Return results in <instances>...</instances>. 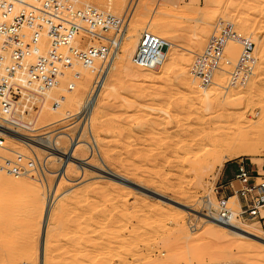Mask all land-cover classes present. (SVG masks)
Masks as SVG:
<instances>
[{
    "label": "rangeland",
    "instance_id": "rangeland-1",
    "mask_svg": "<svg viewBox=\"0 0 264 264\" xmlns=\"http://www.w3.org/2000/svg\"><path fill=\"white\" fill-rule=\"evenodd\" d=\"M73 2L79 7L86 5ZM144 2L146 13L139 20L135 16L137 3L139 6ZM98 9L120 16L129 10L125 36L133 37L120 47L112 76L96 104L92 132L82 136L90 146L71 153L75 156V164L67 166L65 175L60 176L65 159L50 156L54 145H44L42 137L46 133L59 136L65 131L68 137L62 139V145L67 149L70 147L80 119L75 116L63 118L64 113L67 110L79 112L88 89L82 94L80 103L72 100L74 104H69L68 95L65 101L70 106L65 101L60 102L63 113L55 115L60 116V120L50 116L42 118L45 123L39 121L40 118L37 120L40 102L23 113L33 126L28 124L11 132L27 134L24 142L31 147L5 138L4 147H0L3 155L0 173L15 180L25 179L30 184L22 191L11 192L9 186L0 181V221L5 217L1 223H7L5 228L0 223V264H22L25 252L33 258L40 250L42 223L39 222L42 219L39 218L42 217L39 212L46 199L51 201L53 208L46 236L45 256L49 264H264V242L250 236L252 234L247 236L248 239H242L215 231L202 218L203 213L209 212L208 201L214 202L210 211L216 207L215 188L222 181L223 167L228 164L233 167L234 161L242 157L255 166L260 165L264 161V149L260 148L262 154L241 155L216 164L213 169L204 168L200 165L205 163L203 157L210 145L206 141L202 142L204 144L189 142L184 137L196 135L197 141L200 139L201 142L206 132L223 130L231 135L238 131L247 135L256 131L264 135V62L260 61L264 42L262 48L256 45L259 35L264 39V0H136L133 3L125 0L118 11L107 5L98 6ZM246 17L249 20L244 25L241 21ZM221 21L233 23L235 30L256 42L254 75L244 86L248 87L247 93L223 106L191 98V84L200 91L202 85L193 77L189 86L181 80L186 72L191 76L190 66L195 54L202 51ZM143 32L168 41L165 60L156 69L144 68L133 61L131 53ZM104 34L113 35L111 32ZM76 42L81 48L98 43L91 41L90 35L83 31L76 36ZM233 42L229 41L227 46ZM235 44L237 54L233 58L227 55L233 61L239 52L238 43ZM126 49L129 55L123 60L124 64L121 63L122 73H116ZM261 54L264 55V49ZM177 55H183L179 56L182 60ZM97 62L94 76L101 68L100 61ZM76 68L82 67L76 65ZM67 74L62 77L61 85L46 96L49 105L58 101L62 94L70 93L67 88L70 75ZM226 78L227 75H223L214 82L221 84ZM78 80L75 82L79 83ZM241 87L221 88V92L225 94L232 89L231 93H235ZM5 146L27 151L28 155L34 151L41 161L46 160L47 169L42 179L35 174L32 178L24 174L10 175L3 168L5 161L22 155L5 151ZM235 173L234 166L228 177ZM56 185L58 191L52 195ZM235 200L231 198L230 205L237 214L239 206ZM239 220L241 225L264 237L260 223ZM31 261L36 263L37 259Z\"/></svg>",
    "mask_w": 264,
    "mask_h": 264
},
{
    "label": "built area",
    "instance_id": "built-area-1",
    "mask_svg": "<svg viewBox=\"0 0 264 264\" xmlns=\"http://www.w3.org/2000/svg\"><path fill=\"white\" fill-rule=\"evenodd\" d=\"M136 0H130L133 3ZM129 10L124 14L104 13L92 5L78 6L71 0H0V127L2 130L19 129L14 111L24 96H39L60 85L67 72L69 83L80 76L76 65L88 67L100 61L102 67L117 53L119 35L128 26ZM84 31L90 40L98 41L86 48L76 44V36ZM111 32L106 37L104 33ZM48 39V49L43 51L40 40ZM229 41L238 43L239 52L235 61L229 58L226 46ZM168 41L148 32H143L133 53V61L144 68L156 69L165 60ZM255 43L248 35H240L233 23L221 21L210 35L205 47L196 53L190 73L199 84L211 86L214 81L227 75L235 85L243 86L254 75L256 59ZM3 115H5L3 117ZM5 136L0 132V147ZM6 160L3 168L13 176L24 171L37 178L46 172V160L41 161L33 151L26 156H14ZM230 190L231 194H226ZM216 207L212 209L221 221L231 220L234 209L230 199L237 197L239 219L260 223L264 230V175L256 170L254 163L240 158L236 173L229 181L217 184ZM33 264V263H24Z\"/></svg>",
    "mask_w": 264,
    "mask_h": 264
},
{
    "label": "bare ground",
    "instance_id": "bare-ground-1",
    "mask_svg": "<svg viewBox=\"0 0 264 264\" xmlns=\"http://www.w3.org/2000/svg\"><path fill=\"white\" fill-rule=\"evenodd\" d=\"M75 1H80V2H82L84 4H86V5H92L93 7H97V8H98V6L107 5L109 8L115 9L117 11L119 9H122L123 8V5L125 3V0H75ZM145 3L146 2L141 3L142 5H139V6H138V3H137V11L135 13V16H137V18L139 20H141L142 17H143V15H145V13H146L145 12V8H146L145 6L147 4L145 5ZM108 12H110V11H108ZM110 14L115 15L112 12ZM248 20L249 19L246 17V18H243L241 22L244 25H246L248 23ZM127 29H128V26L119 35V41H120V43H119V47H118L117 53L115 54L114 58L111 61H109V63L106 65V67L104 69V72L101 75V77L98 78V74H96L94 76L95 66H96V64L98 62L97 63L95 62L93 65L88 66V67H82L81 66L82 68H76V70H77L76 73H79L80 74V76L78 77L79 83L78 82H75V83L73 82V83H70V84L68 83L67 88L71 90V91H69L70 93L69 94L66 93V95L62 94L59 97V100L56 101L52 106L49 105L48 103H46V100L45 99H46V96H50L51 95L50 93L52 91L50 92V90H52L53 88L45 91L44 93H42L39 96H33V97L32 96H30V97L29 96H24L23 98H21V100L18 101V103H17V105L15 107V110L14 111L18 114V118L15 119V121L17 122V124L18 125H24V126L25 125H28V124H31L32 125L33 123H29L30 121L26 119V116L23 113H25V111L28 110V109L29 110L32 109L33 108V104H36V102H40L41 103L40 104L41 112H40V115L38 114L39 116L38 115L36 116V119L38 120L40 118L39 121H43V123H45L46 121L44 119L47 118V117H49V116H50V118L52 117V119H55V118H53V117H56L55 115H58V114H60V116L62 115L61 113H63V111H61V110L63 109V107L60 104V102L65 101V99L67 98L66 97L67 95H68V97L70 99L69 104H70V102H72L74 104L73 101H75L76 103L77 102L80 103L81 102V96H82V94L85 91H87V89H88L89 92H88V94H87L84 102H82V104H80L81 107H80L79 112L71 113L70 111L67 110L64 113L65 114L64 115L65 117H63V118H70V117H74L75 116V117H78L80 119V126L78 127V130H77L78 132L76 133L77 135H75V138L74 139L72 138V140H71L72 142L70 141V143H71V145L69 144L70 147H68V149H67V147H65V146L62 145V143H63L62 142V139L64 137H68V133L65 132V131H63V132L61 131L60 134H59V136L57 135V136H53V137H52V134L50 133L51 132L50 131L49 132L50 133L49 135H48V133H46L47 135H45V136L42 137V142L45 143L44 145H47V146H50L51 144L54 145L53 147H51V149L52 150L54 149V150H53V152L50 153V156H52L53 158L56 157L59 160H62V158L65 159L64 164H62L63 167L60 170V176L63 175V174L64 175L66 174V172H67V166H69L71 163H74L75 164V162L73 161V159H75V156L74 155L72 156L71 153H75V151L77 149L82 148L84 146H86V147H89L90 146L89 142L86 141V140H84V137L82 139V136L85 135L86 133H89L90 134L92 132L91 121H92V118L94 117L96 104H97L99 98L101 97V95L103 94L102 92H103V89L105 88V85H106L107 81L112 76L111 72H112L113 67H114L113 64H114L115 59L116 58H119V56H117V54H118V52L120 50V47H121V45H122L123 42H124V44H126L127 42H130L131 39H132V37H133L132 35H127V38H126L125 35H126V32H127ZM84 33H86V32H84ZM253 33H254V31H253ZM239 34L241 36L243 35V33H241V32H239ZM87 35H89V34H87ZM104 35L106 37H109L106 34H104ZM141 35H142V33H141ZM141 35H140V37H141ZM140 37L137 38L136 45L133 43V45H135L136 47L139 44ZM257 38H258L257 39L258 41H256L257 42L256 45L257 46H261V44L264 42L263 41L264 39H261V36L260 35ZM235 43H237V42L234 41L230 45L226 46L227 47L226 52L232 58L237 54L236 53L237 47H236V44ZM76 44L79 45V43H77V42H76ZM40 45H41L42 50L43 51H46L48 49V45H49L48 44V39L46 37H43L40 40ZM257 46H256V48H257ZM262 46H261V48H262ZM128 49L124 50V53L126 51V54H125V56H122L120 58V60H119V66L116 69V73H122V66L123 65L121 63L124 64L123 60H125V58L129 55V52L127 53V50ZM263 49H261L262 51L260 50L261 51L260 52V55H261L260 61L261 62L262 61L264 62V55L261 54V53H263ZM128 51H131V50L129 49ZM189 52H191V51H189ZM133 53H134V50H133V52L131 54H133ZM179 56H183V55H179ZM179 56L177 55L178 58H179ZM179 59L182 60V57L179 58ZM179 59H176L177 61L175 60L177 62V64H179L178 62H180V61H178ZM255 59H256V57H255ZM261 62L258 63V65L259 64L261 65ZM99 65H100V62H99ZM255 65H256V62H255ZM102 66L103 65L101 63V67ZM254 68H255V66H254ZM67 73L70 75V76H68V80H69L70 77H71V75H74V73H71V72H67ZM183 73L184 72H182V74ZM182 76L183 77L181 78V80L183 81V83H185L186 85L189 86V84H191V77H192V75L190 76V74H187V72H186ZM118 80H120V78ZM91 83H92V85H91ZM214 83L216 84L215 87L213 86L210 89H207L206 88L207 86H203L202 85V88H201L202 90L201 91L194 86L195 84H191L192 85V87H191L192 90L190 88V94H191L190 97L197 99L199 102H208V103H211L212 105L215 103V105H222L223 106L224 104L226 105L228 102H232V101L237 100L239 98L240 99L243 98V96L245 95V93H247L245 90L248 87L247 88L246 87L244 88L245 85H243L242 87L240 86L241 88L236 89L237 92H235V93H231V92H233V90L231 89L230 91L229 90H226V91H229V92H225V94H223L221 92V88L222 89L223 88L228 89V88H230L232 86L239 87V85H237V86L235 85L236 83H235V81L231 77L226 78L221 84H219L217 82H214ZM60 85H58L56 87H59ZM250 89H248V91ZM105 96H107V95H105ZM65 102H67V101H65ZM212 102H214V103H212ZM67 104H68V102H67ZM71 107H72V105H71ZM263 112H264V110H263ZM4 116L5 115H3V117ZM95 116H96V114H95ZM59 117H56V118L59 119ZM42 118H44V119L42 120ZM35 120H34V122H35ZM37 123H38V121H37ZM37 123H35V124H37ZM53 123H54V121H53ZM40 124H42V122ZM47 126H45V127H47ZM85 127H87V129ZM262 127H264V126L262 125ZM30 129H34V127H30ZM217 129H219V128L217 127ZM230 130L231 129H229L228 131H230ZM0 132L2 134H4L5 138L8 139L9 142H15V143H19V144L24 145V146L31 147V145L29 143L24 142L25 135H27L25 133H22V132L21 133H17V132L16 133L15 132L13 133V132L7 131V130L4 131V130L1 129V127H0ZM206 133L207 134L202 138L201 142L199 141L200 139L197 141V139L195 138L196 135L184 136V137L187 138V141H189V142H195V143L198 144V143H202L203 141H206L207 144L210 145L209 146V149L210 150L208 151L207 155H205V157H203V159L205 160L204 161L205 163H203V165H200L201 167H204V168L212 167V169H213V168H215V165L216 164L217 165H221V164H223L224 161L229 160V159H232V158H235V157L237 158L238 156H241V155L254 156V155H257V154H262V150L260 148H263L264 149V135L258 134L256 131H254V133L253 134H250V135L241 134L239 131L237 133L235 132L236 134L231 135L229 132H224V130H223V132L213 133L211 131V132H206ZM178 141H179V138H178ZM202 144H204V143H202ZM188 146H189V143H188ZM4 150L7 151V152L16 154V155H22V156L28 155V153H26L27 151L24 152V151H21L19 149H14L13 147H10V146H5ZM0 157H3V155H1V153H0ZM81 159L82 158H80V160ZM199 161H200V159H199ZM195 163H196V161H195ZM198 163H201V162H198ZM23 174L26 177H31L32 178V176L28 174V171H24ZM0 181H1V183L3 185H6L7 184L9 186L8 190L11 191V192L13 190L14 191H18V190L22 191V190H24V189L27 188V185L30 184L25 179L15 180V179H13L11 177H8V176H6L5 174H2V173H0ZM57 188L58 187L56 185L53 188V191L51 190L53 192L52 195H55L54 193H56L58 191ZM70 191H72V190H70ZM62 193H64V192H62ZM65 194H67V193H65ZM231 198L236 199L235 202H236L237 206H239L237 197L236 196H233ZM42 200H43L42 202H45L43 198H42ZM50 202L51 201H49V199H46L45 205L42 203L44 206L42 207V209L40 211L41 213L39 212L40 216L42 217V218H39L40 220L42 219L41 222H39V223H42V230H41L42 231V235H41L40 241H39L40 242V250L38 252H36V254H35V256L33 258H30V256H28V254L25 252L24 253V257L22 259L23 260V263L22 264H24V263H32L31 260H33V259H37V262L36 263H33V264H49V260H47V257L45 256V254H47V253H45V251L47 250V247H48V240L46 238L47 232H48L47 231L48 230V223H49V218H50V216L52 214V211H53V208H52V205L50 204ZM203 202H206V201H203ZM208 202H210V204H208V207H207V209H208L209 212L208 213H203V217L202 218L205 219V221H207V223L210 224L211 229H214V230L217 229V230H220V232L222 231L223 233L228 234V236L229 235H232V236L235 235V237L237 236V237L242 238V239H248L249 237H247V236L249 234H252V236L254 235L255 237H259V238H261V239L264 240V237L255 234L254 233L255 231L254 232L251 231L250 230L251 229L250 227H248L249 228L248 229L247 227H244L243 225H241L242 223L240 222L239 218L236 217L237 214H235V211H234V214L235 215L233 214L231 220H229V221H221L218 218L217 215L215 216V214L214 215L211 214V211H210L211 207L210 206H211V204L213 205L214 202L211 201V200L208 201ZM29 206H30V204H29ZM191 209H193V208L191 207ZM37 210H39V209H37ZM3 218H5V217H3ZM3 218H2V220H4ZM2 220L0 221V223L2 222ZM1 225H2L3 228H5V225H7V223H1ZM2 227H0V228H2ZM245 233H248V234L246 235ZM223 238H226V237L224 236ZM7 261H8V258H7ZM15 261L17 262V260H15ZM15 261H14V263H15ZM11 263H13V262H11Z\"/></svg>",
    "mask_w": 264,
    "mask_h": 264
},
{
    "label": "crops",
    "instance_id": "crops-1",
    "mask_svg": "<svg viewBox=\"0 0 264 264\" xmlns=\"http://www.w3.org/2000/svg\"><path fill=\"white\" fill-rule=\"evenodd\" d=\"M263 160H264V158H263ZM237 162H238V160L234 161L235 164L233 165V167H231V165H229V164H228V165H225V166L223 167V169H222V173H221V177H220V180H222V181H220V183H218V184L225 183V182L229 181L231 178L234 177V175L231 176V177H228V173H229V171H230L231 168H234V166H235V168L237 167ZM255 168H256V170H258L261 174L264 175V161H263L262 164H260V165H259V164L256 165ZM225 193H226V194H231L230 190H226Z\"/></svg>",
    "mask_w": 264,
    "mask_h": 264
},
{
    "label": "water",
    "instance_id": "water-1",
    "mask_svg": "<svg viewBox=\"0 0 264 264\" xmlns=\"http://www.w3.org/2000/svg\"><path fill=\"white\" fill-rule=\"evenodd\" d=\"M246 234H247V233H246ZM250 236H252V235H250ZM254 238H256L257 240H259V241H261V242H264V240L261 239V238H259V237H255V236H254Z\"/></svg>",
    "mask_w": 264,
    "mask_h": 264
}]
</instances>
